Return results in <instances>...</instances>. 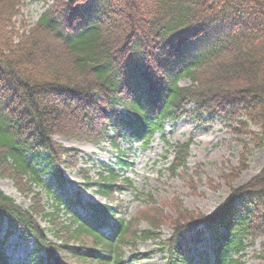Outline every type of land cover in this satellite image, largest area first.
<instances>
[{
    "label": "trees",
    "instance_id": "trees-1",
    "mask_svg": "<svg viewBox=\"0 0 264 264\" xmlns=\"http://www.w3.org/2000/svg\"><path fill=\"white\" fill-rule=\"evenodd\" d=\"M21 4L0 0V177L31 204L24 208L0 189V264H11L5 243L15 233L34 238L37 264H135V243L158 239L160 223L142 217L147 226L139 229L122 216L115 200L132 182L113 167L99 163L96 179L80 171L104 203L63 190L46 210L35 187L45 186L46 175L64 186L62 167L78 160L77 150L54 138L106 140L123 168L122 140L146 146L163 136L166 121L191 115L220 119L264 146V0H52L22 31L15 20ZM189 145H169L173 175L187 168ZM248 151L245 144L234 171L247 168ZM185 212L159 243L165 264H241L264 238V159L211 213ZM207 236L213 259L195 260Z\"/></svg>",
    "mask_w": 264,
    "mask_h": 264
},
{
    "label": "rangeland",
    "instance_id": "rangeland-1",
    "mask_svg": "<svg viewBox=\"0 0 264 264\" xmlns=\"http://www.w3.org/2000/svg\"><path fill=\"white\" fill-rule=\"evenodd\" d=\"M51 3L52 0H22L19 13L15 17L17 28L21 31L27 30ZM180 83L188 84L189 81L182 79ZM250 129L257 130V127L250 125ZM251 137L250 134H235L220 119L208 121L207 116L199 119L186 115L175 123L168 121L164 138L157 133L145 147L138 141L122 140L119 147L127 151L124 152V158L128 160V165L119 168L116 164L118 152L108 141L93 144L56 136V141L77 150L78 160L75 165L63 167L66 179L64 186H57L54 181L49 182V176L46 175L43 179L45 186L35 187V190L41 194L47 211L52 210L55 205L54 197L63 190L68 193L78 191L86 201L103 203L104 199L96 194L94 187L85 186L80 171L86 170L90 178L96 179L100 169L99 163L113 167L121 177H127L132 182V188L125 189L115 200L123 205L122 216L136 222L135 225L139 229L147 226L144 217L157 219L160 223L158 239L135 243L134 263L165 264L167 253L161 250L162 245L159 243L169 238L172 231L170 222L176 219L178 213H211L228 195L230 186L237 187L245 183L260 170L264 159V146L254 147ZM188 140L190 146L187 168L180 169L173 175L168 169L173 156L169 144ZM245 144L249 148L246 155L247 168L238 173L234 168L239 165ZM166 152L168 155L165 157ZM47 186L50 193L45 188ZM0 189L22 207L30 206V196L20 194L10 179L0 177ZM147 206L149 209H145ZM80 211L83 213L82 209ZM165 217L166 219L162 220ZM64 218L65 215H62L61 219ZM38 221L46 229L47 236L54 241L50 224L46 220ZM212 243V239L207 236L200 245L195 260L199 254L204 256L206 253L212 260ZM263 244L264 238H258L254 245L248 247L241 258V264H264ZM5 249L11 264L38 263L33 253V238L20 240L15 234L7 240ZM124 249L126 257H129L131 249ZM191 253H195V250L192 249Z\"/></svg>",
    "mask_w": 264,
    "mask_h": 264
}]
</instances>
